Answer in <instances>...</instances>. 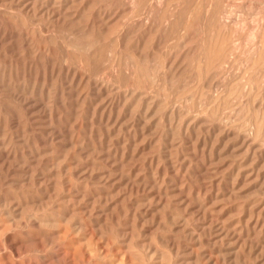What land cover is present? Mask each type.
<instances>
[{
    "label": "rangeland",
    "instance_id": "1",
    "mask_svg": "<svg viewBox=\"0 0 264 264\" xmlns=\"http://www.w3.org/2000/svg\"><path fill=\"white\" fill-rule=\"evenodd\" d=\"M0 264H264V0H0Z\"/></svg>",
    "mask_w": 264,
    "mask_h": 264
}]
</instances>
